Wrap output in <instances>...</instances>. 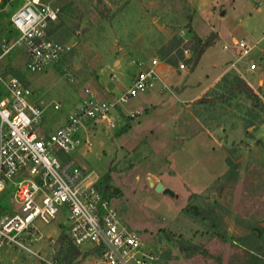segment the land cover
I'll return each instance as SVG.
<instances>
[{"label": "rangeland", "instance_id": "1", "mask_svg": "<svg viewBox=\"0 0 264 264\" xmlns=\"http://www.w3.org/2000/svg\"><path fill=\"white\" fill-rule=\"evenodd\" d=\"M25 1L0 0V37L16 36L10 15ZM41 1L59 7L49 34L68 49L55 63L35 72L26 69L24 54L14 47L0 59V68L17 71L32 89L33 98L46 106L43 128L50 130L60 124L86 98L114 101L130 85L138 61L157 58L165 68L163 82L122 102L112 112L115 127L95 125L87 135L91 145H81L73 157L99 178L110 175V187L117 193L109 200L145 246L159 254L157 264H253L252 258L262 250L243 245L256 237L263 239V233L256 232L259 226L250 211L256 202L248 199L250 191L251 200L254 198V186L247 180L261 177L264 146L254 132L264 120V109L244 93L227 92V87L235 76L247 78L258 103L264 105L258 95L264 94L257 80L261 74L256 77L244 71L243 62L240 71L228 66L199 98L184 101L213 75L214 67H224L229 58L236 57L233 48L223 49L230 35L249 41L239 31L242 15L237 7L259 5L264 0ZM181 29L186 32L184 37ZM216 30L222 38H215L191 69L187 50L192 34H206L200 37L204 39ZM260 47L251 52V58H260L264 44ZM179 62L186 68L179 70ZM200 98L204 102L197 101ZM54 102L59 104L58 110L52 109ZM133 110L140 112L128 116ZM187 110L216 141L205 135L182 136L184 125L196 127ZM160 181L174 196L154 190ZM9 205L1 196L0 207ZM61 218L35 222L38 240L32 242L33 250L46 254L51 240L56 239L55 257H61ZM78 249L80 254L72 264H89L95 253L87 246ZM17 253L10 248L0 250V264H49L37 256L22 258Z\"/></svg>", "mask_w": 264, "mask_h": 264}, {"label": "built area", "instance_id": "2", "mask_svg": "<svg viewBox=\"0 0 264 264\" xmlns=\"http://www.w3.org/2000/svg\"><path fill=\"white\" fill-rule=\"evenodd\" d=\"M59 10L48 1L21 3L10 15L16 36L0 37V59L19 47L29 71H41L55 63L68 49L49 34ZM185 33L180 30V36ZM257 44L244 38H233L231 44H224L223 48H233L236 55L229 67L240 71L243 62L244 71H255L259 64L250 54ZM259 57L264 61V49ZM159 65L157 58L147 63L138 61L130 85L114 101L86 98L50 130L43 128L46 106L33 98L30 86L0 68V197L10 202L9 207H0V250L15 249L22 258L37 256L56 264V239L49 244V256L33 250L32 242L38 240L36 221L49 223L62 216L59 223L68 241L95 253L89 264L158 262L159 254L145 246L139 233L121 219L111 201L97 189L99 177L85 170L73 153L81 145H91L87 135L95 125L115 127L112 112L122 102L163 82ZM185 68V63H178L179 70ZM258 82L264 87L263 78ZM258 95L264 100V94ZM51 107L58 110L59 104L54 102ZM139 112L133 110L127 115Z\"/></svg>", "mask_w": 264, "mask_h": 264}, {"label": "crops", "instance_id": "3", "mask_svg": "<svg viewBox=\"0 0 264 264\" xmlns=\"http://www.w3.org/2000/svg\"><path fill=\"white\" fill-rule=\"evenodd\" d=\"M242 6L237 7V8H239V9H237L238 12H240L242 15V17L238 21L239 31H241L243 33V36L248 37L249 41L258 42L256 49H260L261 48L260 45L264 44V39H261L264 35V2L260 3L259 5H253V6H251V5L247 6L246 5L245 6V4H244V6L243 7ZM191 25L193 26L192 23H191ZM193 29L197 30L194 28V26H193ZM198 35H199V37H204L206 34H204V35L198 34ZM232 36H234V35H230L229 38L227 39V41H225L223 43V45L226 44L228 41H230L229 42V44H230L231 39H233ZM219 38H222V34H221V32L217 31L216 32V40H218ZM208 48H209V46L201 54L198 63L200 62L201 57L204 55V53L206 52V50ZM223 49H225V48H223ZM225 50H229V49H225ZM232 52L235 55V51L233 50ZM231 60L232 59L229 58L226 61V63L228 62L227 65H225L224 67H214L213 66L215 68V72L213 73V75L209 79H207V81H205V83H203V85H201V87L199 88V90L197 91V93L193 97H191L188 100H185L184 102L192 101V100L199 98L208 89V86L211 84V81L215 80L218 76H220L225 71V69L228 68L229 62ZM257 62L259 64V67L255 71L248 72V73H255L256 77L259 76L258 74H261V76L257 78V80H260L264 77V61L258 59ZM159 71H160L161 75H164L165 68L162 64L159 65ZM245 80L247 82H249V80L247 78H245ZM145 108H147V106ZM188 111H189V114L191 115L190 120H191V122L195 123L196 127L192 128L190 125H188V126L184 125L185 127L183 129V135L182 136L193 137V136H197V135H205V136H208L210 138H214L212 135H210L203 128L202 122L192 113V111L187 110V112ZM120 112H122V111L120 110ZM147 114H152V112H149ZM254 133H256L255 137H256L257 141H260L264 146V120L258 125V127ZM214 140L216 141L215 138H214ZM216 144L219 145L217 142H216ZM221 148H223V147H221ZM222 150L224 152V148ZM259 174H261V177H260V175L259 176L257 175L256 177L249 178L247 180V183L249 186H251V187L254 186V189H253L254 190V193H253L254 198L251 200V194L252 193L250 191L248 199H249V201L256 202L255 205H253L251 207V210H250L251 212H253V216H254L253 218H256L255 224H257L259 226V228L256 229V232L263 233V236H262L263 239L257 240L258 237H256V239L248 241L245 245H243V247H246L249 249L262 250V253L260 251V253L257 257L255 256L252 258V260L254 261L253 264L254 263L255 264H264V162L261 165V172ZM161 183H163V182H161ZM163 185H164V183H163ZM241 197L239 199H241ZM248 217L250 218V216H248Z\"/></svg>", "mask_w": 264, "mask_h": 264}, {"label": "trees", "instance_id": "4", "mask_svg": "<svg viewBox=\"0 0 264 264\" xmlns=\"http://www.w3.org/2000/svg\"><path fill=\"white\" fill-rule=\"evenodd\" d=\"M188 29H189V32L191 33L192 28L190 25H188ZM215 38H216V34L212 33V32H210L206 36V38H204V39H201L200 37H198L194 33L192 34L191 39L193 40V42L191 44V47L189 48V51L191 52V56L188 58V62L191 63V65H192L191 69L194 68V66L198 63L199 58H200L201 54L204 52V50L208 46L213 44V41ZM177 51L182 56L181 49H178ZM5 71L8 72L11 70H10V68H6ZM11 72H13L15 75L18 76L17 71H11ZM223 80L227 81L226 78H223ZM228 91L232 92L233 95H234V93L235 94L244 93V95L247 98L252 100L254 105H258L264 109V105L260 104V102L258 103V101H259L258 96L253 92L252 88L242 78L235 76V81L233 83H231L229 87H227V92ZM204 100L205 99L200 98L197 101L204 102ZM222 101H225V98H223ZM126 127H128L127 124H126L125 128ZM96 187L100 191L102 196L105 198H108V199L117 193L116 190H114L110 187V175L108 173L103 174L98 179V181L96 183ZM195 213H198V212H195ZM65 240H67V242H65ZM59 241L61 242V246H60L61 257H58L57 263L58 264H72V262H74V260L80 254L79 249L77 247H75L74 245H72L68 241L66 235L63 232H61V234L59 236Z\"/></svg>", "mask_w": 264, "mask_h": 264}, {"label": "water", "instance_id": "5", "mask_svg": "<svg viewBox=\"0 0 264 264\" xmlns=\"http://www.w3.org/2000/svg\"><path fill=\"white\" fill-rule=\"evenodd\" d=\"M154 190L157 192L169 194L171 196H174V194H175L171 188L164 186L163 183H161V182H156V184L154 186Z\"/></svg>", "mask_w": 264, "mask_h": 264}]
</instances>
